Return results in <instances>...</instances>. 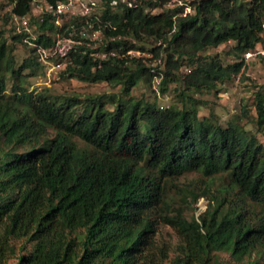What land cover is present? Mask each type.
Here are the masks:
<instances>
[{"label":"trees","instance_id":"1","mask_svg":"<svg viewBox=\"0 0 264 264\" xmlns=\"http://www.w3.org/2000/svg\"><path fill=\"white\" fill-rule=\"evenodd\" d=\"M59 1L3 0L0 8L10 6V17L34 21L33 4ZM170 1L102 0L95 6L98 16L91 12L64 23L60 31L69 36L68 25L74 26L71 37L81 43L65 58L61 75L120 87L121 96L86 97L81 113L75 98L32 95L23 87V71L40 65L36 48L54 46L52 15L44 12L34 21L38 35L31 58L18 68L0 28V139L5 145H32L24 153L0 147V263L16 257V264H138L163 203L164 180L184 172L226 175V193L237 190L264 209V144L254 134L234 122L223 127L216 117L200 118L190 96L181 108L129 96L154 76L161 78V90L171 82L192 93L216 90L240 72L242 61L223 65L219 57L201 53L229 41L236 58L253 51L264 37V0H189L193 13L178 5L152 14ZM93 30L104 37L96 49L84 35ZM143 37L152 39L149 52L163 60V70L154 72L144 58L127 54L144 51L137 45ZM12 40L22 41L19 34ZM101 51L105 58L96 56ZM184 64L191 69L179 77ZM6 75L13 85L5 99ZM255 111L262 132L264 88L256 92ZM48 129L53 138L45 137ZM223 201L216 199L210 217L200 222L186 224L180 213L162 218L193 243L185 264H193L194 256L207 264L211 251L228 252L237 261L257 251L264 259V222H248L239 211L223 209ZM19 239L32 249L17 255Z\"/></svg>","mask_w":264,"mask_h":264},{"label":"rangeland","instance_id":"2","mask_svg":"<svg viewBox=\"0 0 264 264\" xmlns=\"http://www.w3.org/2000/svg\"><path fill=\"white\" fill-rule=\"evenodd\" d=\"M189 0H171L166 4L163 9H155L152 14H159L165 10L172 9L178 5L184 6L183 13H193L190 7L187 5ZM84 3L90 7L88 16L90 17L94 12V16H98V12H95V7L91 5H100L102 0H83ZM121 2L128 3V0H112V3ZM3 4V0H0V5ZM86 5V6H87ZM85 6V8H87ZM73 10L78 11V8ZM84 11L86 9H83ZM11 7L3 5L0 8V28L4 31L5 38L7 39V45L12 48V56L14 59L15 67L18 68L23 62L31 58L30 46H34L32 43L38 35L37 24L34 21L41 20L42 14L45 12V8L41 3H35L32 9V16L35 20H30L27 17V25L22 26L18 20L14 17H10ZM75 11V12H76ZM76 15H66L61 19V27L64 23H70V20ZM76 17H81L77 15ZM89 28H93V23L89 19L84 21ZM72 28V35L75 32V27L68 25ZM54 33L59 31V28L53 25ZM64 29L66 30L67 27ZM84 30V29H83ZM82 30V31H83ZM84 32V31H83ZM63 37V32L61 31ZM20 35L22 41L12 40V36ZM92 42L87 46L90 48H98L101 43L104 42V37L100 31H88L84 34ZM151 38L143 37L137 45L144 48V51L135 50L129 51L131 57L144 58L146 64L152 67L154 72L163 70V60L149 52L151 49ZM80 45V44H79ZM235 43L229 41L216 48H209L201 53L202 56H217L221 59L223 65L233 64L235 62L242 61V67L240 72L233 76L230 80L224 81L218 84L216 90L204 91L202 93H192L184 90V87L179 82L168 83L164 87V90L160 88L159 76H154L150 84L140 82L137 86L130 90V97L134 99H144L148 102H154L159 108H166L168 106H174L181 108L186 104V97L190 96L196 102V108L198 116L200 118L216 117L218 123L226 127L229 123L234 122L243 126L249 133L254 134L257 139L264 144V127L263 131L257 130L256 120V92L261 91L264 88V37L260 44H257L253 51H249L245 54H241L236 58L233 54V48ZM164 45L161 46L163 49ZM38 57V51H36ZM99 58H105L106 54L102 51L96 54ZM39 60V57H38ZM55 61V60H54ZM40 65L32 66L23 71V87L27 92L35 95L37 93H45L48 96L75 98L80 103L77 105L76 110L81 113L83 110L82 103H84L86 97L96 96L100 94H117L120 95V87H113L105 82L99 83H86L81 82L73 78L62 76L60 68L54 67L55 62L52 59L44 58L39 60ZM191 69L190 65H182L176 72L179 77L187 74ZM8 76V75H6ZM13 85V80L6 78V96H10V90ZM180 91L184 92V96L180 94ZM125 98V96H123ZM112 108L111 105H108ZM55 133L48 129L45 137L53 138ZM44 138H41L43 141ZM80 147H85L84 144L74 139ZM0 147L4 151H9L14 148L18 153H24L32 148L30 144L23 145H5L0 139ZM166 189L163 199V203L155 210V215L152 217L153 229L152 233L147 239V244L143 251L140 253L138 264H172L179 260L185 264L186 255L188 249L192 247L189 244L184 232L178 231L176 224H170L165 222L162 218L169 217L171 219L176 218L178 214H181V218L186 224H191L206 215V218L210 217V214L216 208V199L224 200L223 209H235L239 211L244 218L253 224H257L260 220L264 222V209L258 204L252 202L250 199L242 197L237 190H228L226 193L224 190L229 183V179L226 175L218 174L212 177H206L202 174L189 171L184 172L182 175L171 180H164ZM175 226V227H174ZM17 252L16 254H24L32 249V244L26 239L16 240ZM19 246L25 247L22 251ZM193 259V261L191 260ZM190 259L193 264L196 263L194 256ZM189 262V261H188ZM16 257L9 258L0 264H16ZM207 264H264L262 254L257 251L252 252L248 256H244L240 261L231 257L228 252L224 251H211L207 257ZM201 264V263H199Z\"/></svg>","mask_w":264,"mask_h":264},{"label":"built area","instance_id":"3","mask_svg":"<svg viewBox=\"0 0 264 264\" xmlns=\"http://www.w3.org/2000/svg\"><path fill=\"white\" fill-rule=\"evenodd\" d=\"M116 3H114L115 5ZM34 5V4H33ZM32 5V9H33ZM83 2V0H61L57 2L55 5H48L45 8V12L52 15V23L56 27L59 28V31L57 33H54L55 41L54 46L51 49H43L40 47L36 48V51H38V57L39 60L44 58L52 59L53 62H55V66L57 68H60L61 65L64 64L65 58L69 55V53L73 50L74 46L79 45L81 42L74 40L71 35L65 36L63 34V37L60 36L62 33L60 31L61 27V19L66 15H79L81 17L88 16V12L90 7ZM94 7L96 6L94 3H91ZM130 5V4H128ZM85 6L87 8H85ZM75 8H78L79 10H73ZM83 9H86L85 11ZM76 11V12H75ZM75 16V17H76ZM16 20H18L19 24L22 26L27 25V17H14ZM55 60V61H54Z\"/></svg>","mask_w":264,"mask_h":264}]
</instances>
